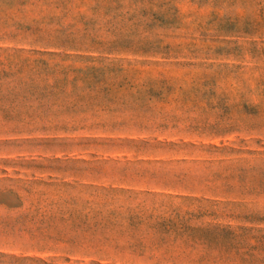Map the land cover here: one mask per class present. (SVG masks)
<instances>
[{
	"label": "rangeland",
	"instance_id": "rangeland-1",
	"mask_svg": "<svg viewBox=\"0 0 264 264\" xmlns=\"http://www.w3.org/2000/svg\"><path fill=\"white\" fill-rule=\"evenodd\" d=\"M0 264H264V0H0Z\"/></svg>",
	"mask_w": 264,
	"mask_h": 264
}]
</instances>
